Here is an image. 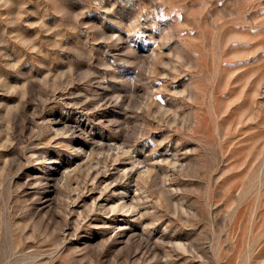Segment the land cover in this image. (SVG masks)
Returning <instances> with one entry per match:
<instances>
[{
    "label": "rangeland",
    "instance_id": "obj_1",
    "mask_svg": "<svg viewBox=\"0 0 264 264\" xmlns=\"http://www.w3.org/2000/svg\"><path fill=\"white\" fill-rule=\"evenodd\" d=\"M0 264H264V0H0Z\"/></svg>",
    "mask_w": 264,
    "mask_h": 264
}]
</instances>
